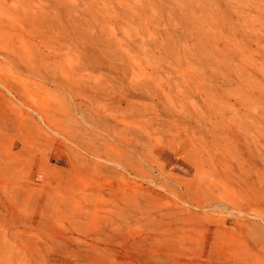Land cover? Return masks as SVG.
Returning <instances> with one entry per match:
<instances>
[{
  "label": "rangeland",
  "instance_id": "374dc122",
  "mask_svg": "<svg viewBox=\"0 0 264 264\" xmlns=\"http://www.w3.org/2000/svg\"><path fill=\"white\" fill-rule=\"evenodd\" d=\"M0 264H264V0H0Z\"/></svg>",
  "mask_w": 264,
  "mask_h": 264
}]
</instances>
